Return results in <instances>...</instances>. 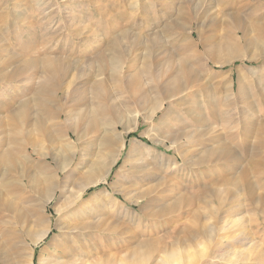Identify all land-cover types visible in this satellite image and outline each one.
Instances as JSON below:
<instances>
[{
  "label": "rangeland",
  "instance_id": "obj_1",
  "mask_svg": "<svg viewBox=\"0 0 264 264\" xmlns=\"http://www.w3.org/2000/svg\"><path fill=\"white\" fill-rule=\"evenodd\" d=\"M239 2L242 4L245 0H0V32L3 33L0 34V56L5 58L8 55V52L4 50L5 46L12 53L17 54L21 51L20 42H24L27 47L44 53L63 50L62 55H65L67 59L96 60L108 51V43L116 37L123 39L129 49L128 52L134 54L138 48L135 46L137 39L123 37L125 32L128 35L133 32L135 35L148 37L150 44L158 43L156 49L158 48V52L161 51L160 53L164 54L156 57L158 52L155 49L153 52L155 55L150 58L154 73H158L159 69H163V62L172 48H177L178 45L182 48L187 46L189 37L183 28L187 18H209L217 21L215 16L228 11L233 12L236 4H240ZM15 16H20L21 20L20 18L19 20L23 21L25 26L20 27L19 34L12 35L10 31L5 32L1 28L12 23L16 19ZM6 33L12 35L8 43L4 40ZM224 38L222 49L216 50L212 58L215 61H221L228 54L235 53L240 55V59L223 67L213 66L207 72L208 77L203 84L183 78L179 83L180 86L175 84L173 86L175 88L172 87L171 93L185 94L186 92L184 102L177 98L169 104L166 103L164 112L158 113L154 124L144 123L142 119L139 130L125 136L127 147L135 139L140 138L148 144V147L156 151V157L154 156L150 161L161 179L165 195H169L165 203L154 209L146 206L144 200L136 203L134 193L130 200L118 195L120 205H115L108 197L102 195V192L107 189L112 191L113 184L119 189L126 185L125 181L134 171L133 164L128 161L129 149L123 151L119 162L114 166V171L108 179L109 183L91 187L88 190L86 197L95 195L94 203L102 210V214L98 216L99 219L96 217L95 220L99 228L91 232L95 236L93 241H96L100 247L92 258V264H125L128 261H131L130 264H160L157 260L161 250L176 247L177 242L186 236L187 229L193 231V225L196 223L195 211L201 212L204 216L200 226L212 225L215 233L212 234V240L210 239L209 243L204 240L196 248L198 251L195 249L188 259L182 257L179 263L264 264V41L236 44L231 39L228 40L229 36L226 35ZM172 42L174 45L171 44ZM131 53V57L125 56L127 60L123 59L125 70L120 73V75L123 73L120 76L122 79H125L126 75L136 76L139 70L140 74L143 71L141 59L137 57L135 60ZM94 65L95 73L103 69V76L107 81L109 80L108 82L111 80L114 84L113 86L111 82L109 83L113 94L108 100L97 102V106H105L104 109L100 108L95 113L87 110L86 113L91 115H87V118L77 125L80 133L84 135L83 144L90 158L99 161L111 152L117 151L119 139L112 131L113 123L117 121L116 112L124 111L130 106L135 109L138 105L134 104L131 89L120 87L117 82H114L116 74L113 69L111 70V66ZM128 66H133L130 72H128ZM241 72L244 74L239 78ZM26 75L29 78L27 83L18 82L14 88L11 87L12 94H20L25 88L33 91L38 85L39 72L28 70ZM141 81L142 84L139 87L143 89L142 91H146L145 83L148 80L144 77ZM81 90L77 85H73L71 88L73 92L69 98L63 99V103L68 104L69 108L74 110L73 112L76 111L75 108L84 109L87 105V102L83 103L80 100L83 91ZM33 94L34 92L28 94L24 99L31 98ZM11 95L7 98L10 99ZM162 96L166 97L165 94ZM151 97L154 100L156 98L153 95ZM36 100L32 104V118H34L32 121H35L37 115L51 119L56 115V110L53 111L55 102H52L48 95L41 100L38 98ZM150 103L144 107L146 114L151 111L153 103ZM56 107L58 108V105ZM165 112L167 118L166 121L162 120V123L161 117ZM128 126L132 128L131 123ZM27 129L32 130L35 139L40 138L35 127L28 126ZM149 131L156 140H171L175 142L174 145L169 144L171 148L169 149L165 145L151 141L145 137ZM106 138L111 140L108 146L104 145ZM46 146L49 144L20 148L14 152L18 156L3 167H1L3 159L0 156V197L2 200L6 198L5 200L9 203H18L17 205L21 207L20 212L22 211L21 214H14L10 210H5L4 215L0 214V259L7 246V250L18 246L16 250L13 249L14 256L17 254L15 264H29L30 250L23 233L34 235L40 231L43 227L42 213L46 218L48 214L51 215L55 221L58 217L55 213L58 197L52 204L43 207L31 188L20 187V176L29 174L27 169L30 166L31 156L34 155V149L45 151ZM222 146L228 147L227 150H229L225 160L221 155L211 153L214 152L213 150L218 151ZM36 158L34 156V159ZM34 165L37 166L38 162H34ZM244 172L249 174L248 180L254 189L252 191L245 189L244 192L241 190L240 198L242 199L237 198L238 196L235 198L236 203L241 202L240 208H237L240 211L236 216L239 218L237 219L239 225L237 223L235 227L229 228L228 224L227 230L223 231L222 225L235 218L231 212L228 213L232 196L228 194L226 182L234 178L239 179ZM96 174L95 170L88 173L82 172L78 174L80 176L78 183ZM213 189L216 192L218 189H223L218 190L222 197L219 202L213 201L212 196L208 198ZM200 197L205 198L209 204L203 203ZM178 199L190 200L187 203ZM167 206L174 208L170 211L171 213L160 216L159 220L153 219L151 214L157 210L161 213L159 209ZM26 212H29L31 223L24 218L20 224L18 216L25 215ZM206 215L214 217L212 220L215 222L209 221ZM55 233L57 230L53 227L47 239L34 247L36 253L34 264L47 263V249H50ZM243 235L246 236L244 241ZM147 242L151 243L150 247L144 246ZM139 251L144 255L137 256Z\"/></svg>",
  "mask_w": 264,
  "mask_h": 264
},
{
  "label": "bare ground",
  "instance_id": "obj_2",
  "mask_svg": "<svg viewBox=\"0 0 264 264\" xmlns=\"http://www.w3.org/2000/svg\"><path fill=\"white\" fill-rule=\"evenodd\" d=\"M236 5L237 6L233 9V12L228 11L229 13H222L221 15L215 16L217 17V21H215V19H209L206 16L205 17L207 19H203L201 16L199 17L202 19H198L196 17L187 18L183 27L184 32L187 33V36L189 37L187 46L182 48L178 45L177 48H172L171 51H169L168 57L163 62V69L160 66L161 69H159L158 73H154L152 63L150 62V58H153L152 56L155 55L153 52L159 51L158 48L156 49L158 43L151 42L150 44L148 43V37L138 34L135 35L133 32L129 33V35L125 32L123 37L125 39L129 37L130 39H137L135 46L138 48H136V52L133 50L134 54L128 52L129 49L126 46V43L124 44V40L120 36L122 40L118 37L115 39L113 38V40L108 43V51L106 50L107 52L101 54V56H99L96 60L87 59L85 61L80 60L81 58L71 60L69 57V59H67L65 55H62L63 50H52L51 52L44 53L36 49H32V47H27L24 42H20L19 49L21 51L17 54L8 50V47H4V50L8 52V55L5 58L0 56V151L2 152L0 156L3 159L1 167L7 166V163H10L12 159L18 156L14 153L16 150L28 147L29 145L37 147L48 143L49 146H46L45 151L38 148L34 149V155L31 156L30 166L27 169L29 174H21L20 187L31 188V191L37 195L38 201H40L43 207L52 204L56 197H58L57 206L55 207V213L58 216L56 221L52 219L51 215L48 214V218H46L44 213H42L41 220L43 222V227L41 229L39 228L40 231L34 235L23 233V237L26 238L25 240L30 250L29 264H34V254H36L34 247H37L42 241L47 239V237L51 234L53 227L57 230V233L53 235V239L51 240L49 247L50 249H47L48 261L46 264H92V258H94L97 254L100 247H98L96 241H93L95 236H93L91 232L99 228L95 220L102 210L94 203L96 196L91 194L90 197H86L87 192L91 187H96L102 184L107 185V183H109L108 179L114 171V166L117 165L123 151L126 149H129L128 161L133 164L134 171L125 181L126 185L124 187L119 189L113 184L112 191L107 189L102 192V195L106 198L108 197L115 205H120V201L117 198L118 195H121L126 200H130L131 195L134 193V195H136L134 200L136 203H140L144 200L146 202V206L153 207L154 209L159 208L163 202L165 203V199H168L169 195H165V190L162 189L161 179L150 161L155 156L156 151L148 147V144L140 138L135 139L131 145L127 147V137L125 138V136L132 133V131L139 130L142 119L144 123L154 124L158 113L164 110L166 103L169 104L177 98L184 102L186 99V92L185 94H182L183 92H181V94L177 92L171 93L173 90L172 87L175 84L179 85L183 78L185 80L190 79L196 83L203 84V82H206L207 80V72H209L213 66L223 67L226 64H232V62H235L234 60L240 59V55L235 53L228 54L227 57L221 61H215L212 58L213 53L216 50L222 49V46L224 45L222 42L225 40L224 37L226 35L229 36L228 40L231 39L236 44L244 42L258 43V41H264V0H245L242 4L240 3ZM19 18L21 20V17L18 16L12 23L9 25L7 24V26L10 27L3 26L4 28L2 27L1 29L5 32L10 31L12 35L19 34L20 27L24 25L23 21H20ZM4 21H6V19ZM8 22L10 21L8 20ZM179 24L181 25V23ZM1 32L0 34H3ZM6 34L7 35L4 40L8 43V41L11 40L12 35H8V33ZM6 43L4 45H6ZM171 44H173V42ZM129 46L131 47V45ZM160 52L156 53V57H160L163 53ZM130 53L133 55V58L135 57V60L137 57L141 59L143 71L140 74L139 70L138 73L142 76H139L136 71V76L126 75L127 77L122 79L120 76H122L123 73L121 75L120 73L122 70H125L123 69L125 64H123V59L126 55L129 57ZM153 60H155V58ZM94 64L101 67L107 65L111 66V70L113 69L116 74L114 76V82H117L120 87L122 86L123 88L131 89V97L133 98L134 104L138 105V108L135 109L131 106L126 108L124 111L116 109L118 110L116 112L117 121L113 123L112 131L117 135L119 145L117 147V151L111 152L99 161H95V159L90 158V155L83 144L84 135L80 133L77 125V123L84 121V119L87 118V115H91V113H86L87 110H92V113H95L100 108L104 109L105 106H97V102L108 100L113 94V90H110L111 88H109L111 80L108 82L109 80L107 81V79L103 76L102 68V70L99 69L96 71L97 73H95ZM133 66H128V72L131 71ZM28 70H36L40 73L37 82L38 85L33 91L25 88L20 94H12L13 92L11 87L14 88L18 82L27 83L29 78H27L26 72ZM246 72L249 74L248 70H246ZM242 74L244 73L241 72L239 78ZM144 77L148 80L145 83L147 86L146 91H142L143 89L141 90L139 87L142 84L141 80ZM73 85H77L80 90L83 88V91L81 90L82 93L80 100H82L83 103L87 102L84 109L75 108V112L69 108L70 106H68V104L63 103V99L69 98L73 92L71 91ZM32 92H34V94L31 98L24 99ZM168 92L169 94H166ZM163 94H165L166 97L162 96ZM9 95H11L10 99L7 98ZM47 95L50 97L52 102H55L53 111L56 110V115H54L52 119L43 115H37L35 117V121H32L34 119L32 118V104L37 101V98L41 100L42 97ZM152 95L156 97L155 100L151 97ZM161 97H163V99H161ZM119 100H121L120 97ZM261 101L263 102V100ZM150 102L153 103L150 108L151 111L146 114L144 112V107H146V105ZM55 104L58 105V108ZM83 112H85V114ZM82 114H84V116ZM166 118L167 115L165 112L161 117V122ZM129 123L132 124V128H129ZM28 126L35 127V131H38L40 138L35 139V135H33L32 130L27 129ZM149 133L145 135L146 138H149L151 141L159 143L160 145H165L169 149H171L169 144L174 145L175 143L171 140H156L154 136ZM110 142V138H106L104 145L106 144L108 146ZM227 148L226 146H222L218 151L213 150L214 152L211 153L221 155L225 160V156H228L227 154L229 153H227V151H229ZM34 156L37 158L34 159ZM34 162H38V165L35 166ZM94 170L97 171L96 175L89 176L84 182L78 183V180H80V176L78 174L86 171L88 173L89 171ZM248 175L249 174L244 172L239 179H229L230 181L226 182L228 194H231L232 196V202L228 205L230 206L228 208V213L231 212L235 218L230 220L229 223L222 225L223 231L224 229L227 230L228 224L229 228H233L239 222V220H237L239 218L236 216L238 215L237 212L240 211V209L237 208H240L239 204L241 202L239 204L236 203L235 198L238 196L237 198L242 199L240 198L241 190L243 191L246 189L248 191H252L254 189L250 180H248ZM218 190L221 191L223 189ZM218 190L217 192L214 189L210 191L208 198L212 196L214 198L213 201L219 202L222 197L219 195ZM5 199L2 200V197H0V214H3L5 210H10L14 212V214H21V207L17 205L18 203H9L6 201L7 199ZM186 199L178 200L188 203L190 199L188 201H186ZM200 199L203 203H208L205 198L200 197ZM189 207H191V205ZM173 209L174 208L171 206L164 208L161 207V210L159 209V211L163 214L157 210L158 213L155 212L154 214H151V216L153 219L159 220L160 216L166 213H171L170 211ZM147 215H149V213ZM194 216L196 223L193 225V231L187 229L185 232L186 236L183 240L177 242L176 247L170 250L166 248L161 250L159 260H157L160 264H181L179 263V260H181L182 257L188 259L192 253L195 252L194 250L201 242L206 240L209 243L212 238V234L215 233L214 227H212V225L206 227L204 224L203 227L200 226L201 219L204 218L201 212L195 211ZM18 217L20 224L24 218L26 219L25 221L30 222L29 212H26L25 215ZM206 217L209 218V221L214 218L208 215H206ZM97 219H99V217ZM213 220L212 222H215ZM221 223L223 224L222 221ZM237 225H239V223ZM23 226L24 225H22V227ZM10 237L12 236L10 235ZM243 237L244 238L242 240L244 241L246 236L243 235ZM15 239H19V237H15ZM150 244V242H147L144 246L150 247ZM17 247L13 249L16 250ZM7 248L8 246L5 248L6 251L0 259L2 260L0 264H15V261H17L15 260L17 258H15V256H17V254L14 256L15 252H13V249L7 250ZM196 250L198 251V249ZM141 251L137 252V256L141 257L144 255ZM130 263L131 261H128L125 264ZM187 263L188 262H186V264Z\"/></svg>",
  "mask_w": 264,
  "mask_h": 264
}]
</instances>
